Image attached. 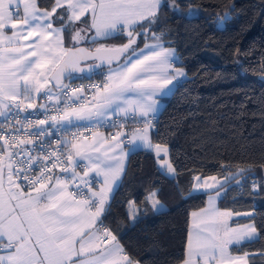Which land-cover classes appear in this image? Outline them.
Instances as JSON below:
<instances>
[{
	"label": "snow or ice",
	"instance_id": "snow-or-ice-1",
	"mask_svg": "<svg viewBox=\"0 0 264 264\" xmlns=\"http://www.w3.org/2000/svg\"><path fill=\"white\" fill-rule=\"evenodd\" d=\"M161 4L54 0L42 11L38 0H0V264H135L101 218L124 172L125 142L153 151L163 174L176 172L168 148L149 135L157 97L185 75L151 31ZM66 29L72 47L65 46ZM149 36L154 43L136 47ZM121 38L126 43H103ZM102 67L107 71H96ZM94 75L102 82L72 86ZM129 123L139 127L123 131ZM103 127L121 130L105 136ZM194 180L196 189L215 194L191 213L182 264H249L247 253L232 255L230 248L255 239L257 229L229 220L251 213L216 206L222 179ZM149 199L156 208V194Z\"/></svg>",
	"mask_w": 264,
	"mask_h": 264
},
{
	"label": "trees",
	"instance_id": "trees-1",
	"mask_svg": "<svg viewBox=\"0 0 264 264\" xmlns=\"http://www.w3.org/2000/svg\"><path fill=\"white\" fill-rule=\"evenodd\" d=\"M38 3L48 9L53 0ZM151 31L177 51L188 76L164 99L154 124L153 140L168 148L176 172L163 174L151 151L132 152L104 224L140 264H182L190 213L205 207L209 194L193 192L194 176L227 177L219 209L252 213L232 224L252 222L258 232L231 251L264 264V179L255 175L264 178V0H162Z\"/></svg>",
	"mask_w": 264,
	"mask_h": 264
},
{
	"label": "crops",
	"instance_id": "crops-1",
	"mask_svg": "<svg viewBox=\"0 0 264 264\" xmlns=\"http://www.w3.org/2000/svg\"><path fill=\"white\" fill-rule=\"evenodd\" d=\"M53 2H54V0H53ZM161 5H162V4H161ZM52 6H53V5H52ZM52 6L49 7L48 9H42V8H41V10H42V11H44V10H46V11H51ZM62 11H63V9H59L58 12H57V15H59V13L62 12ZM83 19H86V17H85V18H82V21L79 22V23H77V24L75 25L76 28H79V27L82 26ZM70 27H71V26H70ZM64 39H65V46H66V47H72V44H71V42H70V32H69L68 29L65 30V33H64ZM154 42H155V41H153L152 39H150V40H148L146 43H154ZM159 42H160L161 44H163L164 47L169 48V49H171V50L174 51V57H173V66H174V68H178V69L182 70V71L185 73L186 71H185V69L183 68V66L181 65V58H180L179 54L177 53V51H176L174 48H171V47H169V46H166L165 43H164L161 39H160ZM86 44H88V43L86 42ZM143 47H144V45H143L141 48H143ZM106 71H107V69L105 70V72H106ZM185 74H187V73H185ZM184 78H185V75L182 76V77H180V78H178V80L174 81V82H173V86H170V89H171V90L169 91V93H168L167 95H165V96H158V97H157V99L160 101V103H159V105H158V112H157L156 116H158V115L160 114L162 108L164 107V99H166L167 97H169V96L172 94V92H173V90L175 89V87H176L179 83H181V82L183 81ZM149 135H150V138H151L152 143L155 145V142H154V140H153V135H154V124H153V127L150 129ZM122 147H123V150L127 153V155H126L125 160H124V172H123V174H122L121 180H122V178H123V175H124L125 170H126V167H127V163H128L129 155H130L132 152L137 151V150H146V151H150V150L145 149V148H143L142 146H140L139 141H137V142L134 143V144H130V145H128V146H125V145L123 144ZM151 152H153V151H151ZM153 154L155 155L154 152H153ZM168 154H169V152H168ZM155 157H156V155H155ZM156 158H157V157H156ZM162 158H163V157H161V159H162ZM157 162H158V159H157ZM158 166H159V162H158ZM159 167H160V166H159ZM60 175H63V174H60ZM167 176L173 178V177L175 176V174H168ZM201 178L204 179L203 177H201ZM205 178H207V177H205ZM121 180L118 181L117 183L120 184ZM222 180H223L224 184L226 185L227 180H226V179H222ZM195 184H196V181H195ZM195 184H194V187H193V192H194V193H199V192H207V193H209V192H211L212 194H215V190H213V189H209V190H207V191H205V190H203V189H196V188H195ZM97 187H98V186H97ZM116 188H117V187L114 186L113 191H112V193L110 194L109 204H110V201H111V199H112V195H113L114 191L116 190ZM224 191H225V187L221 190V196H220V198L222 197ZM220 198H219V199H220ZM219 199L217 200V204H216V206H217L218 208H219V206H218ZM207 200H208V197H207ZM109 204L106 206V210H107ZM205 207H207V201H206V205H205ZM205 207H203V208H201V209H199V210H195V211H200V210L204 209ZM222 211H223V210H222ZM105 212H106V211H105ZM192 212H194V211H192ZM192 212H191V213H192ZM191 213H190V222H191ZM250 216H252V213H251V215H239V216H237V215H233V217L229 220V224H230V226H233V227H236V226H238V225H239V226H243V225H247V224H253L252 222H248V223H245V224H232L233 221H236V220H238V219H240V218L250 217ZM101 219H103V217H102ZM254 226H255V225H254ZM189 231H190V223H189ZM257 238H258V232H257V237H256L255 239H253V240H256ZM253 240H252V241H253ZM116 242L119 243V245L124 249L123 245L119 242V240L117 239V237H116ZM246 242H249V241L246 240V241H244L242 244H244V243H246ZM242 244H241V245H242ZM235 246H237V245H232L231 248H232V247H235ZM239 246H240V245H239ZM231 248H230V251H231ZM124 252L126 253L125 249H124ZM231 253H232V255H240V256H243V255H244V254H235V253H233L232 251H231ZM248 256H249V255H248ZM130 258H131V257H130ZM131 260H132L133 262H135V264H140L139 262L133 260L132 258H131ZM248 261H249V259H248Z\"/></svg>",
	"mask_w": 264,
	"mask_h": 264
},
{
	"label": "built area",
	"instance_id": "built-area-1",
	"mask_svg": "<svg viewBox=\"0 0 264 264\" xmlns=\"http://www.w3.org/2000/svg\"><path fill=\"white\" fill-rule=\"evenodd\" d=\"M67 82V81H66ZM102 82V77L100 79H92V80H83V79H77L75 81L72 82V86L73 87H77V86H80V85H84L85 87L90 84V83H100ZM42 101H38V105L39 103H41ZM31 111V110H29ZM157 118L158 116H156V119L153 120V124H155V122L157 121ZM113 119H116L115 117ZM14 123V122H13ZM135 127H139V125H133L131 123H129L125 129H122L123 131H126V132H131ZM9 129L5 128L3 131L7 132ZM12 131H15V128H12L11 129ZM121 129H115V128H109V127H103L100 129V131L105 135V136H110V135H113L116 131H120ZM28 131H35V129H29ZM58 135V134H57ZM85 135H89V133H85ZM37 142H39L41 139H44V142L47 143V139L45 138H39L37 137ZM124 139V138H122ZM125 146H128L130 144H128L127 142L124 143ZM54 143H53V147H54ZM30 147V146H29ZM35 167V166H34ZM77 171H80L82 173V169L80 168H77ZM54 172L57 174V175H60L62 173H60L58 170H54ZM94 187H97L96 185H94ZM27 190V189H25ZM108 228V227H107ZM109 229V228H108Z\"/></svg>",
	"mask_w": 264,
	"mask_h": 264
},
{
	"label": "rangeland",
	"instance_id": "rangeland-1",
	"mask_svg": "<svg viewBox=\"0 0 264 264\" xmlns=\"http://www.w3.org/2000/svg\"><path fill=\"white\" fill-rule=\"evenodd\" d=\"M221 17H225L223 20H221ZM228 17V15H226V14H224V15H221V16H219V23H218V25H219V27H222L223 25H224V21H225V19ZM186 73V72H185ZM188 78V76H187V74H185V78L183 79V80H185V79H187ZM247 175V174H246ZM255 175H256V177H258V180L260 181V180H262L263 181V175L260 173H255ZM258 175V176H257Z\"/></svg>",
	"mask_w": 264,
	"mask_h": 264
},
{
	"label": "water",
	"instance_id": "water-1",
	"mask_svg": "<svg viewBox=\"0 0 264 264\" xmlns=\"http://www.w3.org/2000/svg\"><path fill=\"white\" fill-rule=\"evenodd\" d=\"M82 46H83V47H88V48L93 47V46H90V45L86 44V42H85ZM89 63H91V62H89ZM103 68H104V67H102V68H100V69H97L96 71L101 70V69H103Z\"/></svg>",
	"mask_w": 264,
	"mask_h": 264
}]
</instances>
